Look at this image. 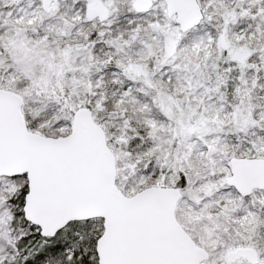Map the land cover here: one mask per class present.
Wrapping results in <instances>:
<instances>
[{
	"label": "snow or ice",
	"instance_id": "6c2138e0",
	"mask_svg": "<svg viewBox=\"0 0 264 264\" xmlns=\"http://www.w3.org/2000/svg\"><path fill=\"white\" fill-rule=\"evenodd\" d=\"M0 264H264V0H0Z\"/></svg>",
	"mask_w": 264,
	"mask_h": 264
}]
</instances>
